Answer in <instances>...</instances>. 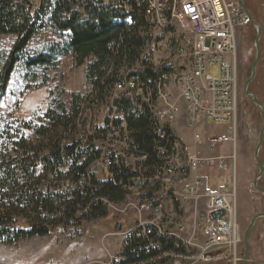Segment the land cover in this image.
Returning <instances> with one entry per match:
<instances>
[{"label": "rangeland", "instance_id": "374dc122", "mask_svg": "<svg viewBox=\"0 0 264 264\" xmlns=\"http://www.w3.org/2000/svg\"><path fill=\"white\" fill-rule=\"evenodd\" d=\"M37 3L38 0H31ZM142 1V0H141ZM251 16L260 27L259 37V60L255 69V76L249 82L247 90L254 93L264 105V0H243ZM145 14H149V6L144 4ZM148 35L151 41L146 47L151 53L152 61L157 65L165 63L171 58L172 38L181 35L182 30L172 28L166 31L153 28L151 16L145 15ZM257 29L247 18L241 25L236 35L237 39V78L239 90V106L236 121V139L232 142L228 139L227 130L231 127L230 122L207 123L206 126L198 125L192 129L175 127L176 132L182 137L185 145L189 146L191 155L195 156L196 164L190 170L188 176L198 183V190L190 195L187 200H182L180 195L170 199L172 190L180 194L182 184L178 180L162 181L154 176L138 181L134 195L127 198V194L120 202H108V212L105 216L79 219L75 224L50 225V232L43 236H33L19 240L15 243L0 242V264H193L196 254L201 249L206 237L203 224V214L206 211L209 196L217 191L234 194L237 221L240 227L241 239L247 226L254 215L264 213V194L253 186L254 176L258 173V166L254 159L258 135L263 122L260 109L247 95L244 96L243 85L250 77L252 65L256 56L255 38ZM16 36L13 34H0V67L12 49ZM68 39L67 35L60 33H42L35 35L22 53L21 59L7 83L5 94L0 100V152L6 153L9 149L11 155H17L14 150V142L26 139L34 144L36 138L33 131L25 128V123L35 126L46 123L44 114L49 108H56L62 104L66 110L71 105L73 95L89 93V85L85 80L83 66L74 64L70 56H57L50 63L27 66L28 57H34L45 52L53 44H62ZM211 73L214 72L210 68ZM124 76L121 78L123 82ZM118 84L115 85L110 100L113 101L117 94ZM90 94V93H89ZM108 106L104 102L96 103L90 107L87 101L76 117L77 127L70 132L65 131L66 138L79 137L81 123L83 124V136L91 134L93 129L103 128L104 119L109 116ZM94 120V121H93ZM126 130L125 126L122 127ZM198 131L204 140L196 143L192 141L191 132ZM11 133V137L7 134ZM122 133V132H121ZM122 134L115 137L120 138ZM216 136V137H215ZM221 137L222 141L216 143L214 149L209 145L213 138ZM91 142L101 150L108 153H123L127 160V153L123 146L116 144V148L108 145L101 136L95 134L90 138ZM122 140V139H120ZM65 142H68L66 140ZM112 149V150H110ZM109 151V152H108ZM110 153V154H109ZM259 158L264 165V133ZM225 156V165H221L217 158L210 161V157ZM203 160V162L201 161ZM95 163V161H94ZM94 163L91 166H94ZM95 178L98 181H106L110 178L107 169L103 166L95 168ZM60 174L44 171L42 164L36 168V179L33 184L42 191H68L75 185L69 178L67 168L59 169ZM178 176L172 174L173 178ZM161 178V177H160ZM259 186L264 188V172L258 179ZM193 195V198H191ZM145 200H150L152 207L149 211H142L138 207ZM163 203L165 211L162 220L172 214L177 222L189 221L195 218L196 224L200 225L195 234L196 246H181L180 252L161 251L156 257H148L143 260H131L124 255L127 247V237L139 231L133 228L142 220L155 219L156 205ZM176 202V204H175ZM173 203V205H172ZM29 213H18L15 216L14 225L25 228L29 225ZM160 226L165 227V222ZM180 238L189 240L190 233L187 229L176 233ZM179 241V239H178ZM249 255L247 264H264V216L258 217L254 222L249 236ZM244 264L243 239L239 248ZM208 261H198L194 264H230L226 246H218L206 252ZM181 255V256H178Z\"/></svg>", "mask_w": 264, "mask_h": 264}, {"label": "trees", "instance_id": "16d2710c", "mask_svg": "<svg viewBox=\"0 0 264 264\" xmlns=\"http://www.w3.org/2000/svg\"><path fill=\"white\" fill-rule=\"evenodd\" d=\"M145 6L141 0H0V34L16 36L9 56L0 67V100L7 83L21 59L22 53L35 35L60 33L68 39L50 45L45 52L28 57L27 66L50 63L57 56H70L77 66H83L85 80L89 85L86 101L90 107L104 102L109 116L103 128L94 129L87 141L81 144L67 139L65 131L76 129V117L84 102L83 94L73 95L68 110L62 104L49 108L44 114L46 123L39 126L31 122L25 128L32 130L36 142L19 139L14 142L17 155L0 152V242L15 243L33 236L50 232V225L75 224L79 219L105 216L108 202H120L127 194V183L134 177L125 163L123 152L109 156L112 164L107 169L110 178L98 181L90 171L91 165L101 157V150L91 142L95 134L101 136L111 123V94L122 76L127 80L130 69L151 41L148 35ZM175 43L174 40L170 44ZM149 51V50H148ZM131 76L145 79L156 72L145 67ZM244 96H246L244 94ZM117 118L113 123L131 131L136 150L146 155L147 168L143 175H153L154 167L163 164L156 151V144L170 148L182 142L170 130L162 129V136L155 130L152 109L141 107V112L132 107L127 97L114 98ZM11 137V133L7 134ZM68 140V142H65ZM127 153V150H125ZM110 154V153H109ZM42 164L44 171L60 174L67 168L75 186L68 191H42L33 181L36 168ZM29 213L30 223L25 228L14 225L18 213ZM159 247L149 245L136 233L127 237L124 255L131 260L156 257L161 251L180 252L172 237L151 234Z\"/></svg>", "mask_w": 264, "mask_h": 264}, {"label": "built area", "instance_id": "2783aa9c", "mask_svg": "<svg viewBox=\"0 0 264 264\" xmlns=\"http://www.w3.org/2000/svg\"><path fill=\"white\" fill-rule=\"evenodd\" d=\"M142 2L149 6V14L144 15L151 16L150 25L153 28L166 31L178 26L182 33L172 38L175 42L171 44L172 59L166 60L165 63L157 65L152 61L151 53L145 50L135 65L127 70V80L118 83L115 98L127 97L132 107L141 112L144 103L152 104V88H160L162 103L160 106H152L151 111L155 130L159 132V136H162V129L170 130L180 139L182 145L177 141L172 143L170 148L156 144V151L164 162L154 167L152 176L169 182L177 179L179 185L183 186L180 194L172 190L170 199H174L177 194L185 201L198 190V183L190 180L188 176L197 160L191 155L189 146L183 143L175 127L184 125L192 129L198 125L206 126L207 123L230 122L231 127L226 131V137L232 142L235 141L240 95L236 35L247 20V16L239 6L238 0H142ZM145 67L156 72V75L147 76L145 79L129 75ZM210 68L214 69L213 73L209 71ZM82 94L85 96L83 100L85 101L86 93ZM110 105L113 111L110 115L111 123L102 135L112 148H116L118 143L127 150V160H124L127 168L135 174L127 183L128 198L131 194H135V184L138 181L152 176L143 175L147 168L146 155L136 150L128 127L123 130L113 123L118 115L112 101ZM78 123H81V133L77 141L83 144L88 136H83L84 121ZM93 133L92 124L91 134ZM117 134L122 135L116 138ZM191 136L192 141L196 143L204 140L203 135L197 130H193ZM220 141H222L221 137L213 138L209 148L214 149L216 143ZM214 158H217L221 165H225V156L210 157V161ZM111 164V158L102 152L101 157L95 160L94 166L90 167V171L95 174L96 167L103 166L108 169ZM175 173L178 176L173 178L172 174ZM194 196L196 195L191 198ZM151 208H153L151 201L145 200L137 209L141 214L142 211H149ZM155 209L158 213L155 219L142 220L133 228V231H139L138 236L145 238L149 245L159 247L160 244L154 241L151 234L168 238V236H178L176 233L187 229L190 233L189 240L179 237V245L174 246L179 248L198 245L195 242V234L200 225L196 224L195 218L187 222H177L173 219V215L168 213L169 217L162 220V213L165 211L163 203L160 201ZM163 221L165 227L160 226ZM202 226L206 237L202 244L198 245L201 251L196 254L193 264L198 261H208L206 252L222 245L227 248L230 264L242 262L243 255L239 250L242 239L234 194L224 191L212 193L203 214Z\"/></svg>", "mask_w": 264, "mask_h": 264}, {"label": "water", "instance_id": "95a60500", "mask_svg": "<svg viewBox=\"0 0 264 264\" xmlns=\"http://www.w3.org/2000/svg\"><path fill=\"white\" fill-rule=\"evenodd\" d=\"M238 4L239 6L243 9V11L245 12L247 18L254 24V26L256 27L257 29V36L255 38V48H256V56H255V59H254V62H253V65H252V70H251V75L250 77L245 81L244 85H243V92L245 95H247L248 97L251 98V100L257 105V107L260 109V113H261V117H262V122H263V125H262V128L259 132V135H258V141H257V145H256V148H255V154H254V159H255V162L258 166V173L254 176V179H253V186L256 190L260 191L261 193L264 194V188H262L261 186H259L257 183H258V179L261 177V175L263 174L264 172V165L261 161V159L259 158V149L261 147V143H262V137H263V133H264V105L262 104V102L256 97V95L250 91L247 90V87H248V84L249 82L254 78L255 76V69H256V65H257V62L259 60V37H260V33H261V30H260V27L259 25L257 24V22L253 19V17L251 16L248 8L244 5L243 3V0H238ZM261 216H264V213H258L256 215L253 216V218L251 219L249 225L247 226V228L245 229L244 233H243V245H244V264H247L248 262V255H249V241H248V236H249V233H250V230L254 224V222L256 221V219L258 217H261Z\"/></svg>", "mask_w": 264, "mask_h": 264}, {"label": "bare ground", "instance_id": "6f19581e", "mask_svg": "<svg viewBox=\"0 0 264 264\" xmlns=\"http://www.w3.org/2000/svg\"><path fill=\"white\" fill-rule=\"evenodd\" d=\"M162 103V94L160 92V88H152V104L151 103H144L143 106L148 107L149 109H152V106H160ZM142 107V106H141ZM176 204V202H175ZM173 205V203H172ZM172 237L174 240V245H179V236H168Z\"/></svg>", "mask_w": 264, "mask_h": 264}]
</instances>
